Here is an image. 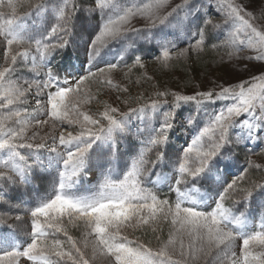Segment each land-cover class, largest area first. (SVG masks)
<instances>
[{
  "label": "rangeland",
  "instance_id": "obj_1",
  "mask_svg": "<svg viewBox=\"0 0 264 264\" xmlns=\"http://www.w3.org/2000/svg\"><path fill=\"white\" fill-rule=\"evenodd\" d=\"M183 2L184 0H163L160 7L140 13L137 9L154 5L157 0H104L107 6L103 9L99 8L98 0H92L91 6L85 9L89 8L90 15L94 14V20L88 17L89 19L82 20L76 27L84 33L77 34L72 42L77 52L75 81L71 82L72 84H65L64 80V84L60 83L59 86L75 87L78 78L87 76L91 72L93 76L89 77L82 88L83 95L78 98L80 112L99 120L101 125H106L107 120L102 114L109 108L118 110L112 113L118 118L117 124L113 126L111 132L106 131L99 139L94 140L85 157V162L88 161L89 165L93 166V173L89 179L97 181L99 191L105 178L114 181L123 180L132 171L134 161L141 169V174L135 179L147 178L151 174L155 176L150 182L156 186H173L174 173H179L180 163L186 162L189 168L198 166V163L194 165L195 149L207 150L213 143L214 137L211 134L204 135L194 146L193 140L200 136L205 128L212 127L216 114L236 102L231 97L214 98L213 101L200 105L190 101L182 102L179 107H175V96L177 94L195 95L206 91H212L215 94L222 87H232L241 82H244L246 86L257 83L258 81L253 80V77L264 74V60L255 58L259 50L255 46H249L247 32L239 21L223 25L227 9L222 11L221 6H218V0H189L186 5L176 8ZM228 2L240 6L243 12H252L251 22L257 26L258 30L264 31V17H258V10L261 5H264L263 0L260 3L257 0H228ZM11 3L15 6V13L8 7L9 0L0 2V12L5 14L3 19H11L13 15L20 17L22 13H29L26 16L32 18L29 23L16 21L14 24L15 31L24 38V42L15 43L9 48L4 37L0 36V70L13 66L10 56L17 55V63L14 65L17 71L11 74L10 79L21 90L27 89L22 97L23 103L9 106L12 111L20 110L22 115L24 109H27L29 113L24 117L27 121L25 139L18 143H40L53 135L58 141L60 135L78 134L81 130L79 124L56 121L47 114L50 110L47 96L49 92H52L49 91L50 88H56L57 84L53 81L51 87H43V82L48 79L46 65L52 53L58 55L62 48L55 47L49 54L43 48L38 51L34 42V40H42V43L50 46L62 43L60 37L64 36V33L49 37V30L57 24L58 13L62 8L72 17L74 0H42V3L41 0H11ZM39 3L41 4L38 5ZM206 3L207 7L204 8ZM224 3L225 0H219V5ZM36 5L38 6L35 7ZM129 8L133 10V14L125 22L116 25L122 34L115 39H107L103 45H98L99 53L91 57L90 46L102 27L109 20L115 21L117 15H123V10ZM173 8H176V11L168 15ZM254 8L257 11H253ZM164 17L167 19L160 23ZM206 18L211 21L207 26V37L203 42L198 43L199 31L204 27ZM70 20L71 18L69 22ZM213 25H221V27L213 28ZM67 27L69 32L64 38L69 40L71 34L69 23ZM209 35H214L217 45L211 46L206 43ZM26 47L29 56L26 60H21L18 53L24 51ZM6 50L8 58L5 56ZM165 50L169 53L167 58L164 57ZM206 55L210 57V61H205V64L201 66L202 70L192 75L190 71H186L188 67L197 65L200 58ZM41 56L44 57L43 63ZM115 63L117 64L115 69L107 70V65ZM34 67L36 71L32 70ZM99 69H105L102 75L98 73ZM37 84L40 85L39 89ZM37 99L41 101L40 108L43 114H38ZM153 101L158 102L156 107L151 106ZM9 108L0 110V120L7 115ZM130 109L135 110L130 111ZM170 112L172 115L168 117ZM259 114L260 110L257 108L256 115ZM80 118L83 119V116ZM37 119L47 120V123L37 124ZM165 119H169L172 123V127L167 132V140L163 144H153L152 141L158 138L157 133ZM235 119L237 123L230 128L225 143L203 173L194 178L179 174L180 179L187 180L185 183H204L209 190L215 189L213 190L215 195L195 186L184 190L191 197L185 202L203 212L214 211L216 200L224 187L233 179L243 176V179L238 181L237 189L227 194L223 202L224 207L231 210V218L239 217L241 220L238 225L231 221L227 225L234 234L239 233L233 245V250L239 257L242 237L255 235L252 230L264 226V187L256 188L247 199H243L244 189H251L253 183H264V128L256 130V138H252L249 135L250 129L246 128L242 121L255 122L253 113H242ZM3 123L6 131L8 127L16 128L17 131L21 127L14 120H4ZM90 127L94 126L90 125ZM34 135L35 140L32 139ZM129 141L135 144L131 150L127 147ZM169 143L170 146L167 147ZM48 144H51V140H48ZM57 146L62 147L58 144ZM158 146L162 149L157 148ZM74 147L69 146L64 151H74ZM188 147H193L194 151L185 161L184 152ZM18 151L23 155V161L14 150L0 149V170L9 171L3 166L5 161L25 170L29 179L28 183L32 179V183L38 187L41 186V198L32 197L31 201L22 199L18 193L27 190L28 184L22 183V180L26 178L24 175L23 179H20L19 171L13 172L16 176L11 180L0 179V252L23 248L30 243L31 236L28 233L31 231V210L46 203L60 192L57 186L60 182V172L64 170L63 152H53L47 148H21ZM109 152L110 157L107 156ZM239 154H243L244 160L238 158ZM141 160H143L142 164L139 163ZM237 160L243 161L246 165L242 166ZM161 168H167L170 173H162ZM99 191L97 194L95 191L93 193L83 191L81 194L74 195L64 188L63 194L76 199H86L88 196H92L90 199H95ZM9 195L10 198L6 197ZM14 195L17 197L12 199ZM16 216H20L21 219L16 220ZM41 219L43 220V217ZM62 225L68 230L69 236L77 241L81 240L82 222L77 221L74 226L68 222V217L64 216ZM178 227V225H171L170 231L174 232ZM51 232L49 230L48 243L58 239L63 242L66 251L70 249L68 237L63 231L53 232L52 236ZM168 238L169 235L165 243ZM128 239L131 241V238ZM181 241L186 249L189 244L200 246L198 241L187 234L179 236L176 240L173 259L180 258ZM160 246L148 247L157 251ZM251 248L255 251L259 245L254 242ZM169 250L173 251L171 247ZM86 251L90 253L91 250ZM213 253L216 254L217 250L213 249ZM219 255L223 257V253ZM111 259L112 264H115L114 258ZM211 259L212 257L199 259L197 264H210ZM60 264H72V262L61 260Z\"/></svg>",
  "mask_w": 264,
  "mask_h": 264
},
{
  "label": "snow or ice",
  "instance_id": "obj_2",
  "mask_svg": "<svg viewBox=\"0 0 264 264\" xmlns=\"http://www.w3.org/2000/svg\"><path fill=\"white\" fill-rule=\"evenodd\" d=\"M162 2L163 0H157L156 4L146 5L145 8L137 9V11L140 13L145 10L150 11L154 7H160ZM188 2L189 0H184L176 8L186 5ZM98 6L103 9L107 5L104 0H98ZM218 6H221L222 11L225 8L227 9L223 25L234 24L239 21L247 32L249 46H255L259 50V54L255 58L264 60V31L258 30L257 26L251 22L253 13L243 12L240 6L228 2V0H225L223 5H219L218 0ZM8 7L12 8L13 13H15V6L11 3V0H9ZM206 7L207 3L204 5V8ZM176 8H173L168 15L175 12ZM123 11V15H117L115 21L109 20L102 27L100 33L96 35L89 50L91 57L99 53L98 45H103L107 39H115L122 34L116 25L125 22L133 14V10L130 8ZM253 11L257 10L254 8ZM4 15L0 12V19H2V22H0V36L4 37L9 48L15 43L24 42V38L19 36L14 29L18 17L13 15L11 19H3ZM258 17H264V5L260 6ZM69 18L70 13H66L62 8L58 13L57 24L52 26L48 36L51 37L54 34L59 36L60 33H64V36H66L69 32L67 27ZM166 19L167 17L162 18L160 23H163ZM209 23L211 21L206 18L204 27L199 31L200 40L198 43L203 42L207 37ZM220 27L221 25H213V28ZM64 36L60 37L62 43L56 46L44 44L42 40H34V42L38 51L43 48L46 53L50 54L55 47L63 48L67 46L69 41ZM18 55L21 60H26L29 56L27 47ZM168 55V51L165 50L164 57L167 58ZM5 56L8 58L7 50ZM10 60L13 66L4 67L0 70V110L17 103H23L22 97L27 91V89L21 90L11 82V74L17 71L14 67L17 63V55H11ZM41 62H44L43 56H41ZM116 67V63L109 64L107 70ZM32 70L36 71V68L34 67ZM104 71L105 69H99L98 73L102 75ZM47 76L48 79L43 82L44 88L51 87L55 80L50 70ZM92 76L93 73L89 72L87 76L78 78L75 87H62L57 83L56 90L49 92L47 96V104L50 105L47 114L56 121L79 124L81 130L76 135H60L58 141L53 135L43 139L40 143H18V141L25 139L24 132L27 121L24 117L29 114L28 110L24 109L22 115L20 110L12 111L9 108L7 115L0 120V149L10 148L14 150L22 161L24 157L18 151L21 148H47L53 152H63L62 163L64 169L60 172V192L46 203L31 210V231L28 233L31 236L30 243L23 248H13L9 251L0 252V264H29V262L31 264H36V262H40V264H60L61 260L71 261L72 264H112L111 258H114L115 264H197L199 259L206 257H212L210 264H264V226H261V231L255 233V235L242 237L239 257L233 250L234 242L239 233L234 234L233 230L227 227L229 221L234 222L236 225L241 222L239 217L231 218V210L225 208L223 202L227 194L237 189L238 181L243 179V176L233 179L224 187L216 200L215 210L212 212L198 211L195 206L182 207V203L190 200L191 197L188 196L187 192L181 191L179 187L176 188L177 200L174 208L169 206L167 200L157 199L152 192L141 188L139 180L135 179L141 174V169L136 161L132 164V171L123 180L114 181L105 178L95 199H76L63 194V189L70 186L82 172L86 154L92 147L94 140L99 139L101 134L106 131L111 132L113 126L118 122V118L112 114L118 111L116 108H109L102 114L107 120L106 125H101L99 120L80 112L78 98L83 95L82 88L86 85L89 77ZM253 80L258 82L247 86L244 82H241L239 85L232 87H222L215 94L212 91H206L195 95L177 94L175 96V107H179L182 102L190 101L200 105L207 101H213L214 98L228 99L231 97L236 101L224 111L216 114L212 121V127L205 128L200 136L193 140L194 146L199 143L200 137L204 135L211 134L214 137L213 143L207 150L195 149L196 161H194V165L198 163V166L189 168L186 162L180 163L179 173L182 176L186 174L188 177L194 178L205 171L209 162L225 143L230 128L237 123L235 118L240 117L242 113H253L254 115L255 122L242 121L243 125L250 129L249 135L252 138H256V130L264 128V74L253 77ZM64 83L68 84L69 82L65 79ZM37 88H40L39 84H37ZM163 102L167 103V101ZM36 103L39 110L38 114H43V110L40 108L41 101L37 99ZM157 105V101H153L151 104L152 107ZM257 108L260 110L259 115H256ZM134 110L130 109V111ZM171 115V112L168 113V117H171ZM81 116H83V119L80 118ZM33 118L35 119V117ZM4 120H14V122L19 123L21 125L19 131L12 127H8L6 131ZM36 123H47V120L40 121L37 119ZM90 125L94 127H90ZM171 127L170 120L165 119L157 133L158 138L154 139L152 143L163 144L167 140V132ZM32 139H36L35 135ZM48 140H51L50 145ZM57 144L62 147L58 148ZM69 146H75V150L64 151ZM193 151V147H188L185 150V161L188 160ZM139 163L142 164L143 160ZM3 166L8 168L9 171L0 170V179L11 180L15 178L16 175L13 174L15 171H19V178L23 179L24 173L19 166L12 165L7 161L4 162ZM24 167L26 168L27 165L25 164ZM185 181L187 180L177 179L176 184L183 185ZM260 187H264V183H253L251 189H244L243 199H247L256 188ZM102 205L104 206V214L97 211ZM64 216H67L68 222L74 226L77 221L82 222L83 232L80 241L68 235V230L62 225V217ZM169 216L172 218V225H178L179 227L174 232L170 231L168 241L161 244L157 251H153L151 247L141 244L138 240L135 242L136 246L133 247V242L128 239V236L122 234L129 227L140 228L150 223L158 224L161 217L167 219ZM41 217H43V220ZM15 219L20 220L21 217L16 216ZM49 230L52 232L63 231L64 235L68 237L70 249L66 251L63 242L58 239L48 243ZM153 231L155 232L156 229L154 228ZM184 234L198 241L200 246L196 247L194 244H189L186 249L181 241L179 246L180 258L173 259L177 237ZM254 242L259 245V248L255 251L251 248ZM170 247L173 251L169 250ZM88 249L91 250L90 253L86 251ZM213 249L217 250L216 254L213 253ZM220 253H223L222 258L219 255Z\"/></svg>",
  "mask_w": 264,
  "mask_h": 264
},
{
  "label": "trees",
  "instance_id": "obj_3",
  "mask_svg": "<svg viewBox=\"0 0 264 264\" xmlns=\"http://www.w3.org/2000/svg\"><path fill=\"white\" fill-rule=\"evenodd\" d=\"M257 1L258 3H260L262 0H257ZM91 2H92L91 0H74L73 12L75 14H73V16L71 17L72 27H77L78 24L81 23L82 20H85L88 17L89 8L88 9H85V8H87L89 5L91 6ZM263 3H264V0H263ZM76 31L77 29L75 28L74 32ZM213 36L214 35H209V38L207 39V42H206L207 44L211 46H215L218 44L216 40L214 41L215 37ZM63 59L65 58L63 57ZM209 59L210 57L208 55L201 57L197 64L200 66H197V65L190 66L186 69V71L188 72L190 71L191 75L196 74L198 70H202L201 66L205 64V61L206 62L210 61ZM134 145L135 144L129 141L127 145L128 150H131L134 147ZM168 146H170V144H167V147ZM157 148L162 149L161 146H158ZM238 158L240 160H244L243 154H239ZM241 163L246 165L245 163H243V161ZM163 170L167 171L166 168H164ZM139 182H140L141 188L147 189L148 191L152 192L154 195H156L157 199L159 200H167L169 202V206L174 208L177 197H176V193L173 188H168V187L157 188L153 186L152 184L147 183V181L144 180V178H139ZM178 186L180 188H183V185H178ZM171 219H172L171 216H169L167 219H164L161 217L158 224L150 223L149 225H145L140 228L129 227L125 231H123L122 234L123 235L127 234L128 238H131V241L133 242L132 245H136L135 242L138 240L141 244H145L147 246H160L161 244L165 243V240L167 239L169 235L171 225H172ZM154 228L156 229L155 232L153 231Z\"/></svg>",
  "mask_w": 264,
  "mask_h": 264
},
{
  "label": "clouds",
  "instance_id": "obj_4",
  "mask_svg": "<svg viewBox=\"0 0 264 264\" xmlns=\"http://www.w3.org/2000/svg\"><path fill=\"white\" fill-rule=\"evenodd\" d=\"M97 211L101 212V214H104V206L102 205Z\"/></svg>",
  "mask_w": 264,
  "mask_h": 264
}]
</instances>
